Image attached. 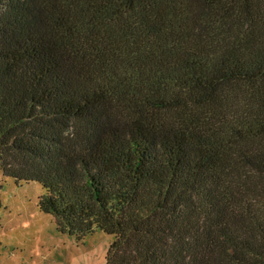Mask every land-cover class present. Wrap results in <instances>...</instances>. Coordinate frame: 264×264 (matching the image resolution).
Segmentation results:
<instances>
[{"label": "trees", "instance_id": "1", "mask_svg": "<svg viewBox=\"0 0 264 264\" xmlns=\"http://www.w3.org/2000/svg\"><path fill=\"white\" fill-rule=\"evenodd\" d=\"M0 170L106 264H264V0H0Z\"/></svg>", "mask_w": 264, "mask_h": 264}, {"label": "rangeland", "instance_id": "2", "mask_svg": "<svg viewBox=\"0 0 264 264\" xmlns=\"http://www.w3.org/2000/svg\"><path fill=\"white\" fill-rule=\"evenodd\" d=\"M37 182H22L0 170V264H106L114 237L101 230L79 241L58 230L39 208Z\"/></svg>", "mask_w": 264, "mask_h": 264}]
</instances>
